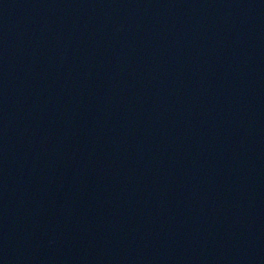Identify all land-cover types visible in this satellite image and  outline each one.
Segmentation results:
<instances>
[{
    "label": "water",
    "instance_id": "95a60500",
    "mask_svg": "<svg viewBox=\"0 0 264 264\" xmlns=\"http://www.w3.org/2000/svg\"><path fill=\"white\" fill-rule=\"evenodd\" d=\"M0 264H264V0H0Z\"/></svg>",
    "mask_w": 264,
    "mask_h": 264
}]
</instances>
